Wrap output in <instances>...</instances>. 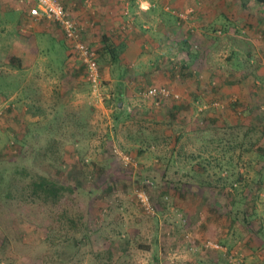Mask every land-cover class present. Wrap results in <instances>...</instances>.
<instances>
[{"label": "rangeland", "instance_id": "1", "mask_svg": "<svg viewBox=\"0 0 264 264\" xmlns=\"http://www.w3.org/2000/svg\"><path fill=\"white\" fill-rule=\"evenodd\" d=\"M188 1L182 11H191L186 19L175 13L181 37L187 38L185 52L180 57L174 51L156 75L150 71L153 60L138 63L125 53L121 66L105 77L107 56L98 61L100 86L87 83L83 67L85 81L70 87L67 102L48 99L60 89L51 78L24 79L0 61V264H118V244L158 247L167 264L259 262L264 255V171L259 170L264 4L209 0L201 16L195 2L202 0ZM4 16L0 49L23 33L13 11ZM121 31L147 42L145 56L151 55L146 37L153 29ZM103 35L88 45L103 51ZM114 41L107 39L111 47ZM54 42L59 57L57 42L45 41L46 46ZM115 56L120 57L117 51ZM60 63L56 60V67ZM151 86L166 87L178 98L154 107L142 96ZM15 174L74 184L80 195L71 200L67 194L33 213L18 196L6 197L23 186L12 183ZM245 212L253 213L247 229L241 225ZM85 232L90 246L82 244L72 256L73 239L81 240ZM252 233L257 235L248 238ZM89 247L99 248L104 260L88 256ZM131 255L133 264L150 259L149 253Z\"/></svg>", "mask_w": 264, "mask_h": 264}, {"label": "crops", "instance_id": "2", "mask_svg": "<svg viewBox=\"0 0 264 264\" xmlns=\"http://www.w3.org/2000/svg\"><path fill=\"white\" fill-rule=\"evenodd\" d=\"M208 1L202 0V3H199V1L195 2L199 15H205L202 13L206 11H201L205 7L203 4L205 2L208 3ZM61 2L68 14L82 30L83 40H87V43L97 42L95 39L103 34L107 39L110 38L111 41L115 38V41L112 43L115 51H117V57H120L116 58V62L109 61L104 66L105 77L106 71L111 73L114 69H118L121 66L123 61L121 57L125 53H128L129 57L133 56L134 60L138 59V63H149L153 60V63H151L153 67L150 71L153 72V75H156L155 71L158 72L160 69H165L161 65V62L164 61L166 63V59L174 51L181 54L180 57L185 52L183 46L186 43L183 39L187 40V38H185L186 36L181 37L179 25L177 23L175 24L178 21L175 13L182 12L183 9L185 10L188 6V0H61ZM180 4L182 6L178 8ZM32 6L33 4L29 0H0V14L4 16L7 11H13L17 15V29L23 32L20 38L17 36L14 37L13 41L11 40L6 47L0 49V54L2 55L0 61L5 62L11 68L12 75L21 74L24 79H30L32 77L51 78L52 81L49 83L54 87L58 85L60 89L55 88L54 95L50 91L49 94L52 93V95H49L50 97L48 99L56 96V100L61 98L67 101L66 96L69 95L71 97L69 92L70 87L75 84H80L82 81L79 83L78 80H81V78L85 81L83 75L84 66L79 62L76 54L72 52L70 45H66L59 25L48 20L35 21L29 16V9ZM173 6L177 9L173 8ZM168 7H170V11L167 10ZM236 8L240 7L238 6ZM233 12L236 13L237 9ZM212 21L214 22L215 18ZM28 29H30V32H26ZM126 29L141 31V34L143 29H153L155 31L154 33H147L149 35L146 37L152 48V50L149 49L150 56H145L146 52H148L146 50L148 48L147 42H137L128 38V33L125 34L121 31ZM49 40L57 42L56 49L61 51L59 57H55V54H57L55 51V42L52 45L48 44L46 46L45 41ZM7 47H10V50L3 55V50L6 51ZM124 48L127 49L125 50ZM52 51L54 55L51 54ZM121 52L122 55H120ZM56 60L63 63L62 69L60 68L61 63L56 67ZM181 60L182 58L180 59V63L183 65L185 62ZM79 70L82 75H80ZM169 70L165 71L169 72ZM73 90L75 91V89ZM56 92L57 94H55ZM64 96L66 98H63ZM255 235L257 234H251L248 238L252 239ZM121 237L125 238V235H121ZM125 246L123 244L116 246L114 254L118 253L119 255L118 264H133L132 261L135 262V259L131 254L135 252L136 254L138 253L139 258L149 253L150 259L144 261V264H167L163 260L167 258H163L164 254L158 247L151 246L142 250L137 248L130 249ZM252 249L251 246L247 248L251 253ZM249 252L246 254H249ZM200 255L204 258L203 254ZM258 260L259 264H264V255ZM195 262L190 264H202L198 260Z\"/></svg>", "mask_w": 264, "mask_h": 264}, {"label": "trees", "instance_id": "3", "mask_svg": "<svg viewBox=\"0 0 264 264\" xmlns=\"http://www.w3.org/2000/svg\"><path fill=\"white\" fill-rule=\"evenodd\" d=\"M255 1H257L260 4H262V3L264 4V0H255ZM102 41L104 42L103 51H98V50L96 51L94 49L96 56H97L96 60H97L98 65H99L98 61L105 60V57H107V56L109 57L110 62H116L115 47H111V42L107 43V38L105 36L102 38ZM103 62H105V61H103ZM99 69H100V65H99ZM100 72H101V69H100ZM101 74H102V72H101ZM233 82L234 81H231V84ZM237 82L238 81H235V83H237ZM184 106L186 107V103H184ZM176 109H177L176 111H179V112L181 111V109L179 107H176ZM219 129L216 127V135H217V132L219 131ZM208 130L213 131L212 128H210ZM204 131H206V130H204ZM208 136H210V135H208ZM246 136L247 135H245L242 139H239V140L244 141L246 139ZM179 138H177V140ZM210 138H213V136H211ZM235 141H237V140H235V139L230 140L229 139L230 143H237ZM259 159H261V158H259ZM259 170L264 171V163L262 164V167H260ZM12 183L14 185L22 184L23 186H22V188H20V187L15 188V192L12 195L7 194L6 197L14 198V197L18 196L20 199H22V201L24 200L25 203L29 207H32L33 213L36 211H39V209L45 205H48L51 207L55 206L56 204H58L61 201V199L66 198L65 196L67 194L70 195L71 200L75 199L76 197H78V195H80L78 187L75 186L74 184H67V185L62 184V183H60V182H58L52 178L44 177V176L31 177V176H27L26 174H19L18 178H16V174H15V176L13 177ZM7 188H9V187H7ZM21 192H22V194H21ZM18 204H21V203L19 202ZM62 214H63V216H65L66 212H63ZM245 215H246V212H245ZM251 218H253V213L251 216H249V214H247L244 218V222L241 223V225L247 229V227L251 223L250 222ZM245 233L247 234L248 231L246 230ZM252 234H254V233H252ZM116 238L119 239L120 235L116 236ZM80 239L81 240H78V241H77V239H73L72 244L74 245V251H75L74 253L75 254H73L72 256H75L79 252L81 246H83V245L84 246H90L89 243L87 242V240H88L87 232H85V234H83L82 238H80ZM89 248H91V247H89ZM110 254H111V251H110V249H108L107 254H106V260L110 259V257H108V255H110ZM87 255L90 257H95L99 260H104V258H105L104 256H102L101 250L99 248H93V249L91 248V250H89Z\"/></svg>", "mask_w": 264, "mask_h": 264}, {"label": "built area", "instance_id": "4", "mask_svg": "<svg viewBox=\"0 0 264 264\" xmlns=\"http://www.w3.org/2000/svg\"><path fill=\"white\" fill-rule=\"evenodd\" d=\"M33 4L29 9V16L35 21L48 20L56 23L62 30L64 39L70 45L74 54L85 68L86 81L96 89L101 84V72L97 63V56L88 43L83 40L82 30L64 8L61 0H29ZM191 11L179 12V19H186ZM142 96L149 99L154 107L164 102L176 100L178 95L166 87L151 86ZM212 246V244L208 245ZM213 248V247H212ZM218 249V245H214Z\"/></svg>", "mask_w": 264, "mask_h": 264}]
</instances>
